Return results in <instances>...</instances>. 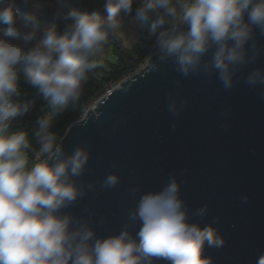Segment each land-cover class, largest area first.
Wrapping results in <instances>:
<instances>
[{"label": "water", "instance_id": "1", "mask_svg": "<svg viewBox=\"0 0 264 264\" xmlns=\"http://www.w3.org/2000/svg\"><path fill=\"white\" fill-rule=\"evenodd\" d=\"M0 264H264V0H197L0 193Z\"/></svg>", "mask_w": 264, "mask_h": 264}, {"label": "trees", "instance_id": "2", "mask_svg": "<svg viewBox=\"0 0 264 264\" xmlns=\"http://www.w3.org/2000/svg\"><path fill=\"white\" fill-rule=\"evenodd\" d=\"M179 1L0 0V185L27 182L82 107L146 61ZM122 14L139 18L129 46Z\"/></svg>", "mask_w": 264, "mask_h": 264}, {"label": "built area", "instance_id": "3", "mask_svg": "<svg viewBox=\"0 0 264 264\" xmlns=\"http://www.w3.org/2000/svg\"><path fill=\"white\" fill-rule=\"evenodd\" d=\"M197 0H180L176 6V12H175V15H174V18L172 20V22L168 25H165V26H161L160 27V37H159V40L158 42L156 43L154 49H153V52L157 51L161 45L163 44H166L174 29L179 27L183 21V18L187 12V10L193 5L195 4ZM119 82H112V83H109L107 84L100 92L96 93L83 107H82V110H81V113L79 114V116L77 117L76 120L74 121H77V120H80L83 118V116L85 115L86 111L89 109V108H92L93 106H95V104L100 100L102 99L105 95H107L108 93H110L113 88L118 85ZM73 122V121H72ZM24 183L22 184H19V185H16V184H12L8 187H5V186H2L0 185V193H8L20 186H22Z\"/></svg>", "mask_w": 264, "mask_h": 264}, {"label": "rangeland", "instance_id": "4", "mask_svg": "<svg viewBox=\"0 0 264 264\" xmlns=\"http://www.w3.org/2000/svg\"><path fill=\"white\" fill-rule=\"evenodd\" d=\"M34 6H40L39 3L34 4ZM119 24L115 27L116 32H120L123 35V41L126 45L132 44L134 41L138 40V35L135 32L136 30V21L131 17H126L125 14L121 15V18H118ZM116 21V23L118 22Z\"/></svg>", "mask_w": 264, "mask_h": 264}, {"label": "crops", "instance_id": "5", "mask_svg": "<svg viewBox=\"0 0 264 264\" xmlns=\"http://www.w3.org/2000/svg\"><path fill=\"white\" fill-rule=\"evenodd\" d=\"M126 17H128V16H126ZM118 18H121V15H119V17ZM132 19H134V21H136V23H139V18L137 17V16H133V17H131ZM117 21H118V19H117ZM157 23L158 24H162L161 23V20L159 19V20H157ZM118 24H119V21L117 22V23H115V26H114V31H115V27L116 26H118ZM136 30V29H135ZM116 32V31H115ZM136 33H137V35H138V38H139V34H138V32H137V30L135 31ZM122 39H123V35L118 31V32H116Z\"/></svg>", "mask_w": 264, "mask_h": 264}]
</instances>
